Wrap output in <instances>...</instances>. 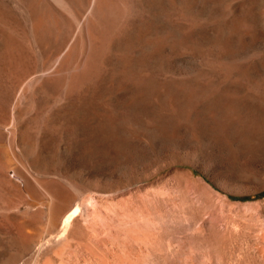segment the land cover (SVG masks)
Listing matches in <instances>:
<instances>
[{
    "label": "rangeland",
    "instance_id": "obj_1",
    "mask_svg": "<svg viewBox=\"0 0 264 264\" xmlns=\"http://www.w3.org/2000/svg\"><path fill=\"white\" fill-rule=\"evenodd\" d=\"M0 264H264V0H0Z\"/></svg>",
    "mask_w": 264,
    "mask_h": 264
},
{
    "label": "bare ground",
    "instance_id": "obj_2",
    "mask_svg": "<svg viewBox=\"0 0 264 264\" xmlns=\"http://www.w3.org/2000/svg\"><path fill=\"white\" fill-rule=\"evenodd\" d=\"M104 3H106V0H95V6H96V8L99 7V5H101V4L104 5Z\"/></svg>",
    "mask_w": 264,
    "mask_h": 264
}]
</instances>
